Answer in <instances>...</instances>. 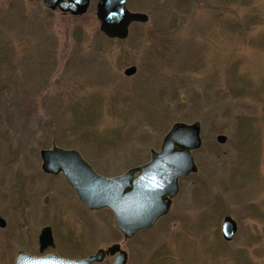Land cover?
<instances>
[{
  "label": "rangeland",
  "instance_id": "374dc122",
  "mask_svg": "<svg viewBox=\"0 0 264 264\" xmlns=\"http://www.w3.org/2000/svg\"><path fill=\"white\" fill-rule=\"evenodd\" d=\"M146 1L148 22L122 41L101 33L99 0L53 19L0 0V264L19 250L82 259L114 245L127 264H264V0ZM177 122L201 123L198 173L180 180L168 216L130 239L110 210H88L42 171L40 152L55 144L119 176L149 162ZM226 216L238 224L231 243ZM47 225L55 248L40 254Z\"/></svg>",
  "mask_w": 264,
  "mask_h": 264
},
{
  "label": "water",
  "instance_id": "95a60500",
  "mask_svg": "<svg viewBox=\"0 0 264 264\" xmlns=\"http://www.w3.org/2000/svg\"><path fill=\"white\" fill-rule=\"evenodd\" d=\"M44 0L48 8L55 9L59 4L64 12L83 15L89 7V0ZM100 31L109 39H126L132 23H146L145 14L131 13L126 0H100L97 6ZM137 72L136 67L126 69L130 77ZM217 141L225 144L227 137L219 135ZM202 147L201 123H176L165 136L159 152L152 150L151 161L143 166L129 170L113 178L97 174L75 150L54 146L41 152L43 170L48 174L62 173L74 189L77 197L90 209H110L115 216L116 228L130 239L141 231L149 230L171 209L172 200L180 192L179 180L198 172L193 151ZM139 173L138 176H135ZM0 227L5 222L0 218ZM236 221L227 216L223 220L222 236L232 241L237 233ZM40 251L55 247L52 231L45 228L40 236ZM119 253L113 264H127L128 256L119 245L99 250L96 254L82 260L64 259L53 254L33 257L19 252L15 264H95L102 263L108 255Z\"/></svg>",
  "mask_w": 264,
  "mask_h": 264
},
{
  "label": "flooded vegetation",
  "instance_id": "af4514ba",
  "mask_svg": "<svg viewBox=\"0 0 264 264\" xmlns=\"http://www.w3.org/2000/svg\"><path fill=\"white\" fill-rule=\"evenodd\" d=\"M31 3H36L37 7H39L40 9V16H43L44 18L47 17L48 19L50 18H54V16H56V14H61L62 17H76L74 16L71 12H64L61 10L60 8V5H57V7L55 9H49L45 6L44 4V1L43 0H29ZM64 1H67V0H64ZM100 1V0H99ZM147 1L146 0H127L126 1V5H127V8L129 11L133 12V13H143V14H147V11H148V4L146 3ZM91 0H90V5L88 7V10L91 6ZM87 10V12H88ZM86 12V13H87ZM85 13V14H86ZM148 15V14H147ZM149 16V15H148ZM134 25V24H133ZM25 174L23 173V176H22V180L21 182L24 183L26 181V175L24 176ZM29 179V178H28ZM2 179H0V184L3 183V181H1ZM33 181H35V179H30V182L32 183ZM22 183H19L18 182V185L21 187V188H18L17 189L20 191L21 189L23 190L24 186H21ZM34 199L32 197V206L34 205ZM48 203V197L44 199V204H47ZM2 218V217H1ZM4 222L6 223L5 227L3 229H5L7 227V221L4 219ZM34 222V221H33ZM31 222H26V224L24 226H26L27 224H29ZM40 223V222H38ZM49 225L47 226H44L43 228L45 227H48ZM50 227V226H49ZM43 228H39V231H38V234H37V242L36 244H40L39 241H40V236H41V232H42V229ZM52 228V226H51ZM52 232H53V228H52ZM54 234V232H53ZM35 244V246H36ZM69 250V249H68ZM19 251H22V250H19ZM17 251V252H19ZM25 252V251H24Z\"/></svg>",
  "mask_w": 264,
  "mask_h": 264
},
{
  "label": "trees",
  "instance_id": "16d2710c",
  "mask_svg": "<svg viewBox=\"0 0 264 264\" xmlns=\"http://www.w3.org/2000/svg\"><path fill=\"white\" fill-rule=\"evenodd\" d=\"M240 255H242V257L245 256V255L243 254V252H240Z\"/></svg>",
  "mask_w": 264,
  "mask_h": 264
}]
</instances>
